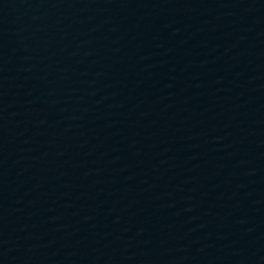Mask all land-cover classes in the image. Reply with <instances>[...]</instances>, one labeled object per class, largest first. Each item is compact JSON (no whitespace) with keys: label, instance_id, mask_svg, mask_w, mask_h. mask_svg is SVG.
I'll list each match as a JSON object with an SVG mask.
<instances>
[{"label":"water","instance_id":"water-1","mask_svg":"<svg viewBox=\"0 0 264 264\" xmlns=\"http://www.w3.org/2000/svg\"><path fill=\"white\" fill-rule=\"evenodd\" d=\"M0 264H264V0H0Z\"/></svg>","mask_w":264,"mask_h":264}]
</instances>
